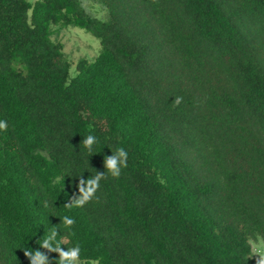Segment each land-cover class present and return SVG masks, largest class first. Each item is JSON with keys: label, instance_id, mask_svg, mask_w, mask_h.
<instances>
[{"label": "trees", "instance_id": "obj_1", "mask_svg": "<svg viewBox=\"0 0 264 264\" xmlns=\"http://www.w3.org/2000/svg\"><path fill=\"white\" fill-rule=\"evenodd\" d=\"M71 25L101 41L73 75L58 39ZM0 119V264H30L53 226L81 264H255L264 0H0ZM119 147L120 177L66 207Z\"/></svg>", "mask_w": 264, "mask_h": 264}, {"label": "clouds", "instance_id": "obj_2", "mask_svg": "<svg viewBox=\"0 0 264 264\" xmlns=\"http://www.w3.org/2000/svg\"><path fill=\"white\" fill-rule=\"evenodd\" d=\"M183 102V97L176 96L172 102L174 107H178ZM8 130V123L6 120L0 119V133H6ZM98 143L94 135H88L83 139L82 145L89 153L93 151V146ZM128 153L123 147L116 149L110 156L104 158V172H96L94 176L85 179L81 175L79 183L77 184L78 194H74L68 203L65 204L69 209L73 207H84L94 199L98 200L97 192L100 190V181L104 179L113 178L118 179L122 170L127 167ZM47 207V204H45ZM63 227L69 230V235H74L71 229L74 227L76 221L74 218L65 215L61 218ZM40 248L36 250L25 249L24 255L30 261V264H51L49 256L46 253H56L58 258L55 264H80L81 261V246L79 243L65 247L64 240L61 238L60 228L53 226L49 229L46 235L43 236L40 242ZM247 245L250 254L247 258H255V264H264V236L255 234L254 238L247 240ZM44 249L46 251H41Z\"/></svg>", "mask_w": 264, "mask_h": 264}, {"label": "rangeland", "instance_id": "obj_3", "mask_svg": "<svg viewBox=\"0 0 264 264\" xmlns=\"http://www.w3.org/2000/svg\"><path fill=\"white\" fill-rule=\"evenodd\" d=\"M86 6L90 12L98 17L107 18V11L99 3L88 1ZM58 39L63 43L64 53L71 61V75L76 72V63L80 58H87L91 61L95 59L101 50L100 39L82 26L71 25L65 27Z\"/></svg>", "mask_w": 264, "mask_h": 264}]
</instances>
